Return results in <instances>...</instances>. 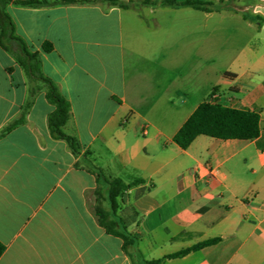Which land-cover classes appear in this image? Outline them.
Masks as SVG:
<instances>
[{
	"label": "crops",
	"instance_id": "crops-1",
	"mask_svg": "<svg viewBox=\"0 0 264 264\" xmlns=\"http://www.w3.org/2000/svg\"><path fill=\"white\" fill-rule=\"evenodd\" d=\"M121 1L134 3L5 7L68 101L79 154L50 136L42 83L0 47V131L22 118L0 137V264H264V25L244 17L264 18V0L212 12ZM206 100L258 113V137L179 148L172 137ZM91 166L143 180L117 211L136 237L126 251L98 224Z\"/></svg>",
	"mask_w": 264,
	"mask_h": 264
},
{
	"label": "trees",
	"instance_id": "trees-1",
	"mask_svg": "<svg viewBox=\"0 0 264 264\" xmlns=\"http://www.w3.org/2000/svg\"><path fill=\"white\" fill-rule=\"evenodd\" d=\"M103 2L110 6L120 8H130L133 1L123 2L121 0H0V47L10 53L17 64L24 70L28 78L39 81L45 89V98L48 103L54 106V110L47 117V127L53 139L64 140L69 150L76 156L79 154V144L74 136L68 135L63 131L64 125L70 118V105L60 94L57 86L40 72L39 58L36 53H31L27 49L24 41L14 32V25L5 11L8 4L20 7L38 8L45 6L69 5L75 3H95ZM142 5L157 4L154 1L144 0L139 2ZM161 6L167 7H189L203 12L225 10L227 3L219 0L217 3L186 0L176 3L173 0H163L159 2ZM244 17L255 21L258 25H264V18L260 16ZM50 44L45 43L42 48L44 51L50 49ZM38 89V88H37ZM30 101L26 103L24 111L28 108ZM22 122V118L6 125L0 131V137L15 125ZM259 134V115L253 111H243L221 105L213 101H202L185 120L182 126L172 137V141L179 148L185 149L192 140L198 135H205L216 139H240L252 140ZM86 170L93 173L96 178L97 187L94 190L95 204L94 213L98 224L104 228L106 233L122 239L123 249L126 251L136 242V237L127 231L123 218L117 214L120 204L123 202L122 196L128 188L142 183V179H135L126 184L120 178L107 179L96 167H87ZM107 206H104L103 203ZM219 238H212L198 242L192 246L181 249L166 255L164 258H180L186 254L200 250L204 247L213 245ZM4 251V246L0 243V256ZM159 260L150 261V263Z\"/></svg>",
	"mask_w": 264,
	"mask_h": 264
},
{
	"label": "rangeland",
	"instance_id": "rangeland-1",
	"mask_svg": "<svg viewBox=\"0 0 264 264\" xmlns=\"http://www.w3.org/2000/svg\"><path fill=\"white\" fill-rule=\"evenodd\" d=\"M221 62H222V60H219V61H218V63H221ZM145 254H147V251H146V253H145ZM154 254H157V253H154Z\"/></svg>",
	"mask_w": 264,
	"mask_h": 264
},
{
	"label": "water",
	"instance_id": "water-1",
	"mask_svg": "<svg viewBox=\"0 0 264 264\" xmlns=\"http://www.w3.org/2000/svg\"><path fill=\"white\" fill-rule=\"evenodd\" d=\"M122 198H123V200H125V198H126V195L124 194V195L122 196Z\"/></svg>",
	"mask_w": 264,
	"mask_h": 264
}]
</instances>
